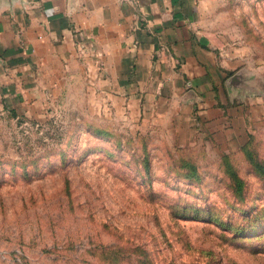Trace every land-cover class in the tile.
I'll return each instance as SVG.
<instances>
[{"label":"rangeland","instance_id":"1","mask_svg":"<svg viewBox=\"0 0 264 264\" xmlns=\"http://www.w3.org/2000/svg\"><path fill=\"white\" fill-rule=\"evenodd\" d=\"M196 23L227 67L216 120L205 95L187 126L84 77L0 90V264H264V0Z\"/></svg>","mask_w":264,"mask_h":264},{"label":"crops","instance_id":"2","mask_svg":"<svg viewBox=\"0 0 264 264\" xmlns=\"http://www.w3.org/2000/svg\"><path fill=\"white\" fill-rule=\"evenodd\" d=\"M201 4L0 0V90H50L84 77L107 101L119 94L132 113L177 112L187 126L186 99L205 95L206 122L216 120L219 92L207 91L221 90L227 67L197 30Z\"/></svg>","mask_w":264,"mask_h":264}]
</instances>
